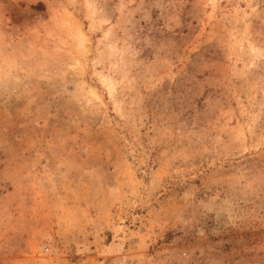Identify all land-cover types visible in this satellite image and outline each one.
<instances>
[{
  "label": "rangeland",
  "instance_id": "374dc122",
  "mask_svg": "<svg viewBox=\"0 0 264 264\" xmlns=\"http://www.w3.org/2000/svg\"><path fill=\"white\" fill-rule=\"evenodd\" d=\"M0 264H264V0H0Z\"/></svg>",
  "mask_w": 264,
  "mask_h": 264
}]
</instances>
